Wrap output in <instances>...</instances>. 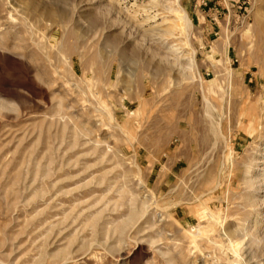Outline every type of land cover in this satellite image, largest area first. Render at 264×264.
Returning a JSON list of instances; mask_svg holds the SVG:
<instances>
[{"label":"rangeland","instance_id":"374dc122","mask_svg":"<svg viewBox=\"0 0 264 264\" xmlns=\"http://www.w3.org/2000/svg\"><path fill=\"white\" fill-rule=\"evenodd\" d=\"M264 0H0V264H264Z\"/></svg>","mask_w":264,"mask_h":264},{"label":"bare ground","instance_id":"6f19581e","mask_svg":"<svg viewBox=\"0 0 264 264\" xmlns=\"http://www.w3.org/2000/svg\"><path fill=\"white\" fill-rule=\"evenodd\" d=\"M260 169H264V167L263 168H260Z\"/></svg>","mask_w":264,"mask_h":264}]
</instances>
